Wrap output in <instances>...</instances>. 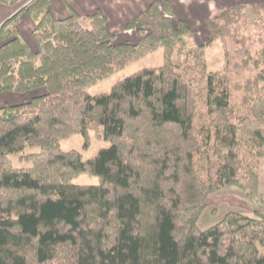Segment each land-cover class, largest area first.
Segmentation results:
<instances>
[{
    "label": "trees",
    "instance_id": "trees-1",
    "mask_svg": "<svg viewBox=\"0 0 264 264\" xmlns=\"http://www.w3.org/2000/svg\"><path fill=\"white\" fill-rule=\"evenodd\" d=\"M18 3L0 25V93L26 97L0 107V264H264L261 209L198 225L209 196L228 187L264 207V2L213 15L207 44L168 0L126 24L135 43L116 42L99 10L56 18L51 0H0ZM24 14L33 45L19 29ZM213 42L224 56L214 70ZM158 48L160 66L87 92ZM77 133L109 146L87 159L62 150ZM26 145L39 148L20 155L31 165L12 166ZM81 173L98 184L73 183Z\"/></svg>",
    "mask_w": 264,
    "mask_h": 264
},
{
    "label": "rangeland",
    "instance_id": "rangeland-1",
    "mask_svg": "<svg viewBox=\"0 0 264 264\" xmlns=\"http://www.w3.org/2000/svg\"><path fill=\"white\" fill-rule=\"evenodd\" d=\"M251 1L252 0H242L241 2L243 3H238V4H252V3H245ZM226 3L227 2H225V0L224 1L216 0V5H214L215 6L214 13L215 12L218 13L225 7L229 8L228 6H230L231 4L226 5ZM194 8H195L194 3L190 5V9L189 6L181 4L178 7L179 10L173 12L176 17L178 18L183 17L184 19H186L185 21L187 22L190 28V33L192 34L194 41H196L199 44H207L209 43L210 35L206 26V21L217 13L215 14L212 12L207 13L206 11L202 12L201 10L189 11ZM249 17L250 19H252L251 16ZM83 24L85 26L88 25L87 21H83ZM124 36H126V34L120 33V35L118 36V40L119 41L120 39L123 40ZM131 36L134 37L133 33L130 34L129 37ZM206 58L209 69H213V70L219 69L223 66L224 64L223 49L219 42H213L212 44L206 46ZM162 63H163L162 48H158L155 51L147 54L146 56L141 57L140 59L124 66L123 68L114 72L110 76L90 85L87 88V92L92 95L103 92H109L112 85L118 80H121L124 77L129 76L130 74L142 68L158 67ZM240 102H242V98H239L237 100V103ZM108 146H109L108 141L96 139L92 135V133H90V138L87 144L85 137L80 133H77L72 137L63 140L60 144V148L64 151H68L72 149L78 150L79 152H81L82 157L84 159L94 156L101 148H105ZM36 152H39V148L37 146L26 145L21 152L10 154L9 159L12 163V166L14 167H29L31 165L30 161L21 160L20 155H26ZM257 173H258V182H259L258 191L260 193H264V158L258 159ZM72 182L78 185H95L98 184V178L96 176H91L86 173H81L77 177L73 178ZM207 203L209 207L203 211V213L198 219V225L202 227V229L207 228L210 225V223H212L213 220L216 219V217L220 216L226 210L231 208L239 209L249 215L252 214L251 212L254 209L259 208L262 211H264V207L261 204L252 205L250 202H248L244 198L242 192L237 187H228L226 189H222L214 192L212 195L209 196ZM210 209H214L217 216L215 214H212Z\"/></svg>",
    "mask_w": 264,
    "mask_h": 264
},
{
    "label": "crops",
    "instance_id": "crops-1",
    "mask_svg": "<svg viewBox=\"0 0 264 264\" xmlns=\"http://www.w3.org/2000/svg\"><path fill=\"white\" fill-rule=\"evenodd\" d=\"M153 0H51L50 12L56 18H65L71 13H76L79 16L89 15L96 10H99L106 19V27L108 30L115 35L116 42H130L135 43L138 40V34L135 29H125L126 24L131 21L134 16L140 11L147 8V6ZM172 6L173 11L179 10L178 7L181 4L189 6L194 3L195 8L189 11L201 10L202 12L206 11L214 13L216 0H168ZM224 1V0H223ZM242 1V0H241ZM239 0H225L226 5H235L238 3H243ZM264 2V0H252L251 2L245 3H259ZM230 5V6H231ZM228 6V7H230ZM21 4L16 5H6L0 4V25L3 21L9 18L14 14ZM227 7L223 8L221 11L225 10ZM219 11V12H221ZM198 12V11H197ZM217 13V12H215ZM214 13V14H215ZM178 18V17H177ZM183 17H179L182 19ZM184 19V18H183ZM182 19V20H183ZM186 19H184L185 21ZM19 29L28 41L30 45L32 44L31 31L33 29V24L27 15H23ZM126 34L123 37V40H118V36ZM134 35L129 37L130 34ZM23 95H19L12 92H3L0 93V107L6 104L15 105L19 104L24 100ZM259 209V208H258ZM264 214V211H263Z\"/></svg>",
    "mask_w": 264,
    "mask_h": 264
}]
</instances>
